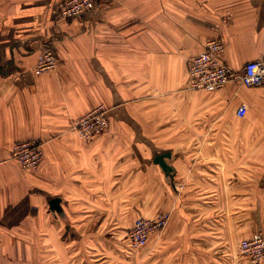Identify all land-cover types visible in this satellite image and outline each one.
Wrapping results in <instances>:
<instances>
[{
    "label": "crops",
    "instance_id": "crops-1",
    "mask_svg": "<svg viewBox=\"0 0 264 264\" xmlns=\"http://www.w3.org/2000/svg\"><path fill=\"white\" fill-rule=\"evenodd\" d=\"M66 1L0 0V264H247L241 241L264 235V86L193 90L188 67L212 38L234 69L259 58L264 0H99L74 19ZM47 47L57 66L37 74ZM226 100L247 104L245 130L208 117ZM101 104L108 130L71 129ZM25 140L44 143L37 171L11 158ZM163 212L133 249V222Z\"/></svg>",
    "mask_w": 264,
    "mask_h": 264
},
{
    "label": "built area",
    "instance_id": "built-area-1",
    "mask_svg": "<svg viewBox=\"0 0 264 264\" xmlns=\"http://www.w3.org/2000/svg\"><path fill=\"white\" fill-rule=\"evenodd\" d=\"M99 0H67L60 10L63 18L82 17L93 11ZM225 43L220 38L207 40L204 49L189 61V75L191 88L214 92L225 88L229 83H236L239 87L264 86V33L262 48L259 58L245 63L242 69L237 70L228 66L224 60ZM58 58L53 49L47 47L38 59L36 73L41 74L56 68ZM109 109L104 105H98L82 117L72 122L71 129L85 139H91L94 135L108 130L110 123ZM248 106L240 103L234 111L238 118L247 115ZM11 158L28 172L39 168L44 159V143L39 140H25L13 145ZM170 218L169 212H163L154 218H137L129 229V245L133 249H139L148 243L150 235L164 229ZM240 253L247 259V264L264 263V235L255 233L251 237L243 239L239 245Z\"/></svg>",
    "mask_w": 264,
    "mask_h": 264
},
{
    "label": "rangeland",
    "instance_id": "rangeland-1",
    "mask_svg": "<svg viewBox=\"0 0 264 264\" xmlns=\"http://www.w3.org/2000/svg\"><path fill=\"white\" fill-rule=\"evenodd\" d=\"M235 107H237V103H234V102L230 103L229 100H226L225 102H223L222 104H219L218 106L211 105V111L208 113V117L219 116V117H225L228 119H232L230 125L236 127V129H239V130H241V129L245 130V125L242 124L243 121H240L234 114ZM230 125L226 126V127L225 126H216L213 128V131L215 129H221L223 133H230V130L232 129V127ZM209 129H210V127H209ZM37 170H35V171H37ZM140 218H145V217H140ZM167 220H169V217ZM133 224H134V222H133ZM133 224H132V226H133ZM159 230H157V231H159ZM155 232H153V233H155Z\"/></svg>",
    "mask_w": 264,
    "mask_h": 264
},
{
    "label": "water",
    "instance_id": "water-1",
    "mask_svg": "<svg viewBox=\"0 0 264 264\" xmlns=\"http://www.w3.org/2000/svg\"><path fill=\"white\" fill-rule=\"evenodd\" d=\"M170 158H171V152H166V153H163V154L157 156L155 159V163L160 166V168L163 170L164 174L167 177L173 178L174 169L166 161V159H170ZM50 207H51L52 211H54V212L56 211V212L60 213L62 211V208L60 206V199H58V198L53 199L50 203Z\"/></svg>",
    "mask_w": 264,
    "mask_h": 264
}]
</instances>
